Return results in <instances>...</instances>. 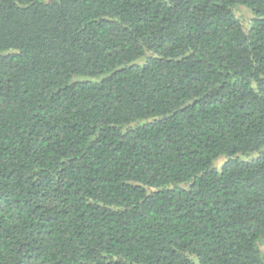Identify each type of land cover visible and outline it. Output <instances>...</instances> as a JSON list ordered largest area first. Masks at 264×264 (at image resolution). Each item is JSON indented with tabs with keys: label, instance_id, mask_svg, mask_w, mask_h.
Masks as SVG:
<instances>
[{
	"label": "trees",
	"instance_id": "16d2710c",
	"mask_svg": "<svg viewBox=\"0 0 264 264\" xmlns=\"http://www.w3.org/2000/svg\"><path fill=\"white\" fill-rule=\"evenodd\" d=\"M0 264H264V0H0Z\"/></svg>",
	"mask_w": 264,
	"mask_h": 264
},
{
	"label": "rangeland",
	"instance_id": "374dc122",
	"mask_svg": "<svg viewBox=\"0 0 264 264\" xmlns=\"http://www.w3.org/2000/svg\"><path fill=\"white\" fill-rule=\"evenodd\" d=\"M240 15L242 17H244L245 20H249L251 18V14L248 10L244 9V8H240L239 9ZM221 161H217L216 165H220Z\"/></svg>",
	"mask_w": 264,
	"mask_h": 264
}]
</instances>
